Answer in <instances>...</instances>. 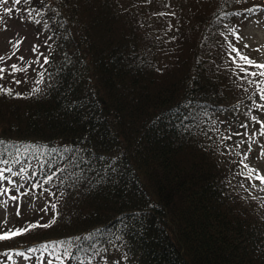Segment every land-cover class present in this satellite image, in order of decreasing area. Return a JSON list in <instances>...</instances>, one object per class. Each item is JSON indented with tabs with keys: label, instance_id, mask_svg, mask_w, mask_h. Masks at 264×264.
Listing matches in <instances>:
<instances>
[{
	"label": "trees",
	"instance_id": "1",
	"mask_svg": "<svg viewBox=\"0 0 264 264\" xmlns=\"http://www.w3.org/2000/svg\"><path fill=\"white\" fill-rule=\"evenodd\" d=\"M3 4L37 61L0 86V169L49 212L0 257L264 264V183L245 167L264 146V69L231 51L256 62L239 42L264 0Z\"/></svg>",
	"mask_w": 264,
	"mask_h": 264
},
{
	"label": "rangeland",
	"instance_id": "2",
	"mask_svg": "<svg viewBox=\"0 0 264 264\" xmlns=\"http://www.w3.org/2000/svg\"><path fill=\"white\" fill-rule=\"evenodd\" d=\"M3 1L0 0V57H4L0 61V68L4 69L3 78L0 79L2 87L26 77L27 72L33 68V62L37 61L36 52L32 46V36L24 27L15 22ZM239 44L250 58L256 60L257 63L264 64V17H257L247 22ZM12 65H16L21 71L14 72ZM256 154L257 156L250 158V162L247 163L246 172L251 173L260 181L258 177L264 176L263 145L256 149ZM21 180L14 175H8L0 181V187L8 189L5 195L0 196V201H7L6 207L0 205V235L12 231L13 227L18 223L21 224L25 218L46 216L49 212L48 202L32 193H22L16 190ZM12 196H17L18 199H10ZM18 212L19 215H17ZM35 261V258L25 256L0 257V264H33Z\"/></svg>",
	"mask_w": 264,
	"mask_h": 264
},
{
	"label": "snow or ice",
	"instance_id": "3",
	"mask_svg": "<svg viewBox=\"0 0 264 264\" xmlns=\"http://www.w3.org/2000/svg\"><path fill=\"white\" fill-rule=\"evenodd\" d=\"M6 2H7V0H5V3ZM20 2H21V0H14V3H16V4H19ZM7 11L10 12L11 10L8 9ZM248 11H249V13H252V12L256 11V9H249ZM231 51L236 53V55L239 57V60L242 61L244 65L253 66V67L257 68V69H264V64L256 63V62L252 61L247 56L242 55L238 49L233 47V48H231ZM3 59H4V57H0V61H2ZM237 67L240 68V71H242V72L245 71L244 67H241L240 65H237ZM12 69H13L14 72L15 71H21V69L18 68L16 65H12ZM3 72H4V69L0 68V79L3 78L2 77V73ZM245 74L247 75L248 73H245ZM257 74H259L260 76L264 77V71H260L259 73H257V72L250 73V75H252V76H256ZM41 76H42V74H41ZM16 82L19 83V81H16ZM41 82H42V79L37 81V83H41ZM4 91H6V93L8 95L12 94L10 89L9 90H5L2 87H0V92H4ZM34 91L38 92L39 89L38 88L34 89ZM260 91H261V93H264V87H262L260 89ZM261 99H264V95L261 96ZM253 119H255V118H253ZM262 129H264V125H262ZM261 134H264V130H262ZM0 143H2V142H0ZM0 163H7V161H0ZM245 167L247 168L248 166L245 165ZM8 171L11 172V169L9 168ZM13 175H16V173H13ZM249 178H251V173L249 174ZM258 178L260 179L261 183H264V176H260ZM4 179H5L4 169H0V181H3ZM9 183H12V182L9 181ZM7 192H8L7 188L0 187V196L5 195ZM10 199L17 200L18 197L17 196H12V197H10ZM0 205H3L4 207H6L7 206V201H0ZM53 207H55V206L53 205ZM17 215H19V212L17 213ZM39 226L40 225L33 224V225L28 226L26 229H23V230H19L18 229V230H15V231H11L9 233H5L3 235H0V241L9 240V239H12V238H14L16 236L23 235L26 231L31 230V229L36 228V227H39ZM43 226L44 227H49L50 225H43ZM61 243H64V242H61ZM42 247L45 250H47L49 247H53V248L56 247V245L55 244H53V245H43ZM36 250L37 249H32V251H36ZM65 254H67V250H66ZM17 255L24 256V253H17Z\"/></svg>",
	"mask_w": 264,
	"mask_h": 264
}]
</instances>
